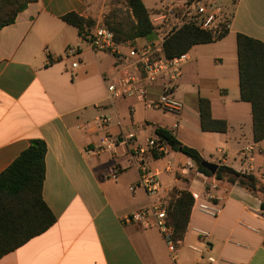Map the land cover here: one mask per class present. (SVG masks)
<instances>
[{
  "label": "crops",
  "instance_id": "crops-1",
  "mask_svg": "<svg viewBox=\"0 0 264 264\" xmlns=\"http://www.w3.org/2000/svg\"><path fill=\"white\" fill-rule=\"evenodd\" d=\"M213 1L232 12L229 33L187 53L176 89L184 109L169 121L148 115L146 107L141 115L142 103L135 100H111L104 80L120 76L114 57L95 52L76 27L63 21L75 13L98 24L112 0H38L0 32V174L32 142L44 141L43 199L57 219L0 264H207L199 253L206 246L205 257L218 264H264L262 193L196 173L191 159L171 149L164 157L149 158L162 185L159 197H152L141 188L131 190L140 180L135 166L116 179L108 176L115 162H130L123 146L101 150L104 139L120 142L129 132L146 145L159 127L196 149L204 161L254 176L264 185V141H254L252 106L240 99L237 54L239 34L264 43V0ZM143 2L152 19L166 0L152 7ZM149 39L135 44L142 47ZM70 48L79 55L69 57ZM163 85L150 86L151 99L158 98ZM202 98L210 101L214 120L227 122L226 134L202 131ZM102 116L111 119L109 127L101 126ZM169 164L172 171L166 172ZM214 182L216 191L209 187ZM174 190L200 193L203 202L220 209L212 215L192 207L175 260L158 228L127 221L140 209L170 202ZM207 193L215 199L208 200Z\"/></svg>",
  "mask_w": 264,
  "mask_h": 264
},
{
  "label": "trees",
  "instance_id": "trees-1",
  "mask_svg": "<svg viewBox=\"0 0 264 264\" xmlns=\"http://www.w3.org/2000/svg\"><path fill=\"white\" fill-rule=\"evenodd\" d=\"M38 0H0V32L13 25L18 16ZM196 0H189L193 3ZM125 11L111 9L105 17V24L115 34L118 43L150 38L156 28L151 13L143 0H124ZM114 6V3L112 4ZM63 21L76 27L80 35L90 32L96 25L75 13L63 17ZM229 29L214 36L199 27L189 25L169 35L163 44L168 59L189 53L192 48L212 44L224 39ZM239 89L241 101L250 103L253 115V133L256 143L264 141V43L239 34L237 36ZM201 129L206 133L226 134V121L214 120L211 103L200 100ZM155 134L165 141L173 151L191 159L200 173L217 181H227L252 193H262L261 210L264 213V185L251 175L220 166L212 175L201 164L204 159L194 149L183 145L170 131L157 127ZM47 145L42 140L32 142L30 147L0 174V259L22 247L28 241L51 228L57 219L43 199V185L46 177ZM158 157V155H154ZM168 206V218L173 228L175 243L183 240L190 221L193 198L188 191L174 190Z\"/></svg>",
  "mask_w": 264,
  "mask_h": 264
},
{
  "label": "built area",
  "instance_id": "built-area-1",
  "mask_svg": "<svg viewBox=\"0 0 264 264\" xmlns=\"http://www.w3.org/2000/svg\"><path fill=\"white\" fill-rule=\"evenodd\" d=\"M231 2L235 0H230ZM232 13L225 5L219 1L196 0L189 3V0H166L159 12L154 14L151 19L156 33H165L159 36V41L151 42L142 47L135 44V41L118 43L115 34L105 24V19L96 24L88 33L81 34V37L90 43L95 52L112 55L116 61L120 76L116 79L105 78L106 91L111 100H135L142 103L147 109L160 110L165 113L179 115L184 109V103L176 96L178 83L183 78L184 66L189 61L188 54H183L173 59H168L163 51V44L167 37L181 28L189 25L199 27L201 30L211 33L214 36L221 35L223 31L229 29ZM69 57H76L79 51L76 48L67 50ZM74 69L78 63L72 65ZM164 82L162 92L157 99L150 98V86ZM103 128L111 124V119L107 116L99 118ZM177 127V125H174ZM121 145L124 151L130 153L131 160L125 165L115 162L108 170V176L116 179L124 170L135 166L140 173L139 183L131 190L143 189L152 197H159L162 185L159 180L160 173L153 172L149 165V158L155 154L158 157L166 156L171 147L158 136L149 138L146 145L138 143L134 132L126 133L119 142V139L106 138L103 140L102 151H114ZM172 166L169 164L166 172H171ZM199 170L196 169V173ZM210 189L216 191L218 183L209 184ZM193 208L200 211L217 215L220 209H213L211 203L203 202L200 193L192 192ZM208 200L215 197L207 193ZM169 202L159 201L151 209H140L132 213L127 221L139 223L146 228L156 227L159 229L163 238L175 260V253L179 243H175L172 238L173 228L170 226L168 218ZM208 238L209 235L204 233ZM209 252V247L199 251L201 259H205L207 264H218L214 257H205Z\"/></svg>",
  "mask_w": 264,
  "mask_h": 264
},
{
  "label": "rangeland",
  "instance_id": "rangeland-1",
  "mask_svg": "<svg viewBox=\"0 0 264 264\" xmlns=\"http://www.w3.org/2000/svg\"><path fill=\"white\" fill-rule=\"evenodd\" d=\"M211 1V0H210ZM226 1H229V0H226ZM146 2H147V5L149 6V7H152V6H154V5H156V4H158V5H160L161 4V0H146ZM230 2V1H229ZM114 3V6H112V4ZM232 3H233V1H232ZM112 4H111V7H110V10L111 9H122V10H124L125 11V4H124V0H112ZM232 5V4H231ZM114 7V8H113ZM110 10H109V12H110ZM231 12V11H230ZM232 13V12H231ZM108 15V14H107ZM163 34H165V33H157V34H155V35H152L151 37H150V39H149V42L151 43V42H156V41H159V36H163ZM177 96V95H176ZM177 98H178V96H177ZM179 99V98H178ZM139 107V112H140V114L141 115H143L144 114V112H146L144 109H146L145 108V106L143 105V104H140V106H138ZM147 113H148V115L150 114V115H153V116H156L157 118H160V119H162V118H164L165 116L168 118V121L169 120H171V118L172 117H176L177 115H174V114H170V113H165V112H162V111H160V110H153V109H151V110H148L147 111ZM129 115H127L126 116V120H130V117H128ZM150 119H152V118H150Z\"/></svg>",
  "mask_w": 264,
  "mask_h": 264
},
{
  "label": "water",
  "instance_id": "water-1",
  "mask_svg": "<svg viewBox=\"0 0 264 264\" xmlns=\"http://www.w3.org/2000/svg\"><path fill=\"white\" fill-rule=\"evenodd\" d=\"M201 166L204 169L208 170L213 176L216 175L219 169V165L207 161L202 162Z\"/></svg>",
  "mask_w": 264,
  "mask_h": 264
}]
</instances>
